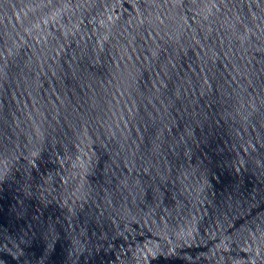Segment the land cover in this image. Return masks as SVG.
Instances as JSON below:
<instances>
[{"label":"water","instance_id":"obj_1","mask_svg":"<svg viewBox=\"0 0 264 264\" xmlns=\"http://www.w3.org/2000/svg\"><path fill=\"white\" fill-rule=\"evenodd\" d=\"M0 264H264V0H0Z\"/></svg>","mask_w":264,"mask_h":264}]
</instances>
